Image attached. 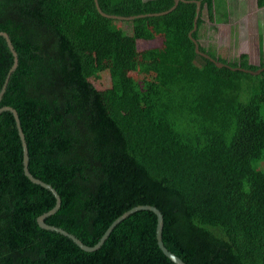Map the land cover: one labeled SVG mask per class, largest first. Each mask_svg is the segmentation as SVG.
Segmentation results:
<instances>
[{
	"label": "trees",
	"instance_id": "16d2710c",
	"mask_svg": "<svg viewBox=\"0 0 264 264\" xmlns=\"http://www.w3.org/2000/svg\"><path fill=\"white\" fill-rule=\"evenodd\" d=\"M184 1L153 16L174 0H97L107 15L137 16L121 20L134 39L165 38L137 50L94 0H0V32L18 58L0 108L17 112L29 172L60 196L47 224L93 246L123 213L150 205L162 213L164 247L185 264H264V51L258 66L241 54L218 68L188 37L195 2L198 43L202 10L213 22L214 0ZM12 64L0 36V90ZM101 73L112 88L92 83ZM22 156L4 111L0 264H172L150 211L122 220L93 252L41 229L36 219L55 198L25 177Z\"/></svg>",
	"mask_w": 264,
	"mask_h": 264
},
{
	"label": "rangeland",
	"instance_id": "374dc122",
	"mask_svg": "<svg viewBox=\"0 0 264 264\" xmlns=\"http://www.w3.org/2000/svg\"><path fill=\"white\" fill-rule=\"evenodd\" d=\"M215 8L213 22L205 8L201 14L203 23L197 31V36L204 53L221 62H233L239 55L248 54L251 64L260 65V51H264V8H257L256 0H216ZM132 9L140 10V7ZM117 27L123 31L122 40L128 46L126 48L144 50L162 47L164 44L165 38L162 34H155L149 41L136 40L130 35V27L126 22L119 21ZM92 58V53L83 54V60ZM141 78L146 77L142 75ZM91 80L99 90L111 87L107 73H101Z\"/></svg>",
	"mask_w": 264,
	"mask_h": 264
},
{
	"label": "water",
	"instance_id": "95a60500",
	"mask_svg": "<svg viewBox=\"0 0 264 264\" xmlns=\"http://www.w3.org/2000/svg\"><path fill=\"white\" fill-rule=\"evenodd\" d=\"M180 1H183V2H186V3L190 2V1H184V0H174V4L169 10L161 12V13L154 14V16L164 15V14H167L168 12L174 10ZM94 3L96 5V8H97L98 12L102 16H104L106 18L117 19L119 21H121V20L127 21V20H133L135 17H137V16L107 15L104 12L101 11V9L98 6L97 0H94ZM195 4H196V9H195L194 25H193V29L188 33V37L194 43L195 52L198 55H200V56H202V57H204L206 59H209L218 68H221L224 64L222 62L218 61V60H215V59L211 58L209 55L205 54L204 52L200 51L197 41L192 37V34L197 29V20H198L199 13H200V2H195ZM139 16H142V15H139ZM0 36L4 38V40L6 42V45H7L8 49H9V51H10L12 57H13V64H12L11 68L9 69V71L7 73V76L5 78V81L3 83V86H2V88L0 90V100H1L2 95L5 92L9 77H10L12 72L17 67L18 58H17V53H16V51L13 48V45H12V43L10 41L9 36L6 33H4V32H0ZM241 70L244 71V72L251 73L252 75H259L261 73V70H258V71H252V70H247V69H241ZM4 111L10 112L13 115V118H14L15 123H16L18 136L20 138L21 145H22V152H23L22 165H23V173H24L25 177L30 182H32L33 184L41 186L42 188L47 189L48 191H50L51 194L53 195V197L55 198L54 207L51 210H49L48 212L42 214L41 216H39L36 219L37 224H38V226L41 229L46 230V231H52V232L59 233V234L65 236V237L69 238L82 251L93 252V251L98 250L101 247V245L106 241V239L108 238V236L110 235V233L112 232L114 227L117 224H119L122 220H124L129 215H131V214H133L135 212H138V211H150L156 216L155 240H156L158 249L163 254V256L166 259H168L172 264H185L181 259H178L175 255H173L170 252H168L167 249L164 247L163 242H162L163 216H162V213L156 207H153V206H150V205H138V206H135V207L131 208L130 210L126 211L125 213H123L121 216H119L117 219H115L111 223V225L106 229V231L104 232V234L102 235L100 240L93 246H87V245L83 244L78 238H76L74 235L68 233L67 231H65V230H63L61 228H58V227H55V226L47 224L45 222V219L48 218L49 216L55 214L56 211L60 207V204H61L60 196L58 195L56 190L51 185L41 181L40 179L35 178L29 172V170H28V161H29L28 149H27V145H26V142H25L24 134H23V132L21 130V127H20V121H19L17 112L13 108L8 107V106H4V107L0 108V113H2Z\"/></svg>",
	"mask_w": 264,
	"mask_h": 264
},
{
	"label": "crops",
	"instance_id": "0c3cea01",
	"mask_svg": "<svg viewBox=\"0 0 264 264\" xmlns=\"http://www.w3.org/2000/svg\"><path fill=\"white\" fill-rule=\"evenodd\" d=\"M214 2H215V5H216V0H214ZM216 7V6H215ZM215 21V20H214ZM260 58H261V51H260ZM259 58V60H258V62L260 61L261 62V59ZM249 61H250V59H249ZM250 63H251V61H250ZM253 65V64H252ZM258 66V65H257Z\"/></svg>",
	"mask_w": 264,
	"mask_h": 264
},
{
	"label": "flooded vegetation",
	"instance_id": "af4514ba",
	"mask_svg": "<svg viewBox=\"0 0 264 264\" xmlns=\"http://www.w3.org/2000/svg\"><path fill=\"white\" fill-rule=\"evenodd\" d=\"M150 15H153L154 16V14H150Z\"/></svg>",
	"mask_w": 264,
	"mask_h": 264
}]
</instances>
